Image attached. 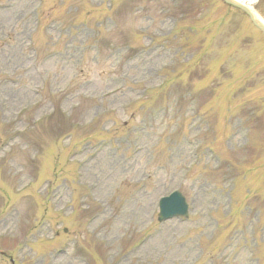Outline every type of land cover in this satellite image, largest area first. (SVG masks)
Listing matches in <instances>:
<instances>
[{
  "label": "rangeland",
  "instance_id": "rangeland-1",
  "mask_svg": "<svg viewBox=\"0 0 264 264\" xmlns=\"http://www.w3.org/2000/svg\"><path fill=\"white\" fill-rule=\"evenodd\" d=\"M180 184L191 219L151 220ZM10 258L264 264V36L242 13L222 0H0Z\"/></svg>",
  "mask_w": 264,
  "mask_h": 264
},
{
  "label": "water",
  "instance_id": "water-1",
  "mask_svg": "<svg viewBox=\"0 0 264 264\" xmlns=\"http://www.w3.org/2000/svg\"><path fill=\"white\" fill-rule=\"evenodd\" d=\"M226 1H228V2H230V3H232V4H234V5H236V6H241L240 4H238V3H236L235 1H233V0H226ZM247 9V8H246ZM247 12H251L250 10H246Z\"/></svg>",
  "mask_w": 264,
  "mask_h": 264
},
{
  "label": "bare ground",
  "instance_id": "bare-ground-1",
  "mask_svg": "<svg viewBox=\"0 0 264 264\" xmlns=\"http://www.w3.org/2000/svg\"><path fill=\"white\" fill-rule=\"evenodd\" d=\"M245 1L250 2V3H254L253 0H245Z\"/></svg>",
  "mask_w": 264,
  "mask_h": 264
}]
</instances>
